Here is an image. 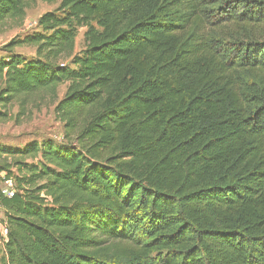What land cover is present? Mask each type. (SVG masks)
Here are the masks:
<instances>
[{
    "label": "trees",
    "instance_id": "obj_1",
    "mask_svg": "<svg viewBox=\"0 0 264 264\" xmlns=\"http://www.w3.org/2000/svg\"><path fill=\"white\" fill-rule=\"evenodd\" d=\"M41 1L0 122L66 84L63 137L0 145V264H264V0Z\"/></svg>",
    "mask_w": 264,
    "mask_h": 264
},
{
    "label": "rangeland",
    "instance_id": "obj_2",
    "mask_svg": "<svg viewBox=\"0 0 264 264\" xmlns=\"http://www.w3.org/2000/svg\"><path fill=\"white\" fill-rule=\"evenodd\" d=\"M58 1L52 4L35 0L31 7L25 11L24 20L21 23L5 22L0 26V49L13 39H21L26 34L37 30L38 18L58 6ZM84 28H78L75 39V52L78 53L85 47ZM13 53L20 54L24 58L35 55V48L31 46H17ZM0 56L6 58L7 54L0 51ZM67 85L58 86L56 98L47 94L33 96L28 104H25L21 115L15 118L18 112L17 105L9 107L10 120L0 122V145L11 148H22L27 143L43 140H51L56 144L62 142L63 126L56 119L54 106L63 97ZM1 218V214H0ZM0 230L2 228L0 227ZM4 237V236H3Z\"/></svg>",
    "mask_w": 264,
    "mask_h": 264
},
{
    "label": "built area",
    "instance_id": "obj_3",
    "mask_svg": "<svg viewBox=\"0 0 264 264\" xmlns=\"http://www.w3.org/2000/svg\"><path fill=\"white\" fill-rule=\"evenodd\" d=\"M1 192L6 197H11L13 195V192H14L12 182L9 180L5 181L3 184ZM1 228H2L1 234L5 237L6 230L3 227H1Z\"/></svg>",
    "mask_w": 264,
    "mask_h": 264
}]
</instances>
